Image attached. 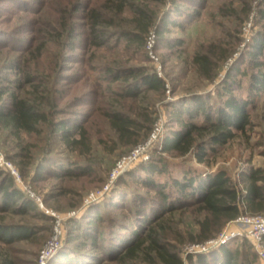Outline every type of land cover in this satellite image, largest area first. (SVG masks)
Masks as SVG:
<instances>
[{"label": "rangeland", "instance_id": "1", "mask_svg": "<svg viewBox=\"0 0 264 264\" xmlns=\"http://www.w3.org/2000/svg\"><path fill=\"white\" fill-rule=\"evenodd\" d=\"M263 2L0 0V82L41 107L50 121L33 131L0 122V152L20 179L0 166V188L12 181V189L22 195L15 204L0 195V226L31 232L26 239L0 233V264H42V252L56 231L45 264H163L152 252L154 239L175 249L185 264H194L198 254L209 258L224 245L241 247L246 235L215 242L231 222L201 239L205 213L199 205L191 200L164 209L155 189L143 184L142 168L151 162L166 168L160 182L187 169L198 174L226 170L242 188V173L264 167V93L251 82L254 74L264 72V51L258 65L247 61L254 39L264 37ZM166 16L177 24L164 23ZM147 23L145 43L134 42L133 32L141 33L140 25ZM197 55L210 58L212 78L202 75ZM237 68L248 72L234 76L233 91L250 102L246 130L216 147L203 163L193 149L164 152V140L183 126L176 108L196 96L213 107L220 104L224 99L218 91ZM131 70L158 74L164 88L137 85L134 78L128 80ZM10 102L6 95L0 108ZM114 113L136 120L127 136L116 132ZM58 121L85 130L79 145L62 140L52 125ZM202 121V116L193 119ZM139 146L140 154L129 161ZM25 201L30 208L21 205ZM97 213L102 217L94 223ZM246 215L258 214L240 217ZM74 222L81 224L74 229L77 236L72 235Z\"/></svg>", "mask_w": 264, "mask_h": 264}, {"label": "trees", "instance_id": "2", "mask_svg": "<svg viewBox=\"0 0 264 264\" xmlns=\"http://www.w3.org/2000/svg\"><path fill=\"white\" fill-rule=\"evenodd\" d=\"M264 3V2H263ZM264 5V4H263ZM260 15L264 20V8L261 9ZM176 25L177 22L166 16L164 23ZM148 23L140 25L141 33L133 32L132 40L136 43H145L143 32L149 29ZM167 28V26H164ZM158 33L160 30L158 29ZM143 35V36H142ZM264 51V37L258 36L252 43L249 50L248 64L258 65V58ZM195 63L202 66V75L212 78L214 69L208 55H197ZM248 67V66H246ZM260 67V65H259ZM258 67V68H259ZM260 67L259 69H261ZM240 72L247 75L245 69L230 70L222 84V89L218 91L223 102L215 107L202 96L193 97L190 101L185 100L186 107L176 108L175 117L183 126L181 129L164 140L163 151H181L183 154L192 149L195 150L198 161L203 163L209 153H215L216 147L223 146L235 138L237 132H243L250 124V113L248 100L238 99L233 91L235 86V75ZM128 80L134 78L137 85H141L148 90H162L164 81L156 73H143L138 70H131L127 76ZM139 77V79H137ZM1 79V78H0ZM252 85L255 91L264 93V72L260 70L252 76ZM0 82V103L6 95L10 97V105L0 108V122H7L6 125H13L16 129L33 131L40 122H50L46 112L39 106H33L27 100L19 98L10 89L3 86ZM184 104V105H185ZM186 114V116H184ZM202 116V123H194L193 119ZM182 117V118H181ZM112 124L116 132L125 137L129 134L130 129L137 122L136 120L120 113L111 115ZM53 128L57 134L61 135L64 142L77 146L81 143L85 130L78 125L68 124L62 121L53 123ZM80 134V139L73 138ZM78 168H83L90 173V167H84L81 164ZM43 169V167L41 168ZM166 168L158 166L151 162L142 168L145 175L143 184L152 187L159 194L158 201L164 209L171 210L183 204H190L191 200L199 205L200 211L205 213L201 224V239L210 237L218 232L225 224L234 221L244 213L261 214L264 213V167L249 168L241 174L243 187L239 188L233 182L232 177L226 170H218L215 173L203 174L187 169L170 174L171 178L166 182H160L158 177L166 173ZM85 172V171H84ZM42 176V175H40ZM8 188L0 189V195L6 199L22 200L19 190L12 189L14 186L9 181ZM190 198V199H189ZM22 206L30 208V203L25 201ZM94 223L100 220L102 216L98 213L94 216ZM92 223L93 226H97ZM81 224L74 222L72 224V235L80 233L74 229H80ZM2 236L28 238L31 232L26 227L0 226ZM138 238V237H137ZM81 242L82 240H78ZM242 248L240 246L230 247L224 245L212 252L207 258L202 254L195 257L194 264H261L259 256L248 239H242ZM141 241L139 242V247ZM151 247L152 252L163 264H185L183 258L175 249L167 248L161 241L153 240ZM131 249V248H130ZM129 250V249H128ZM193 261V257L190 256Z\"/></svg>", "mask_w": 264, "mask_h": 264}, {"label": "built area", "instance_id": "3", "mask_svg": "<svg viewBox=\"0 0 264 264\" xmlns=\"http://www.w3.org/2000/svg\"><path fill=\"white\" fill-rule=\"evenodd\" d=\"M142 150V146L137 147L132 153L131 156L127 157L129 161H132L140 154ZM125 160L121 161L117 168L113 171L112 176H116L119 172L120 167H122V163L124 164ZM0 166L5 167L11 171L13 176L17 178L19 181V173L14 168L13 164L6 160L4 155L0 152ZM58 235V231L55 232L54 238H52L45 246V249L41 255V263L45 264V260L49 258L52 249L54 248V241ZM246 235L247 238L253 244L254 249L256 250L261 264H264V213L258 215H246L242 216L234 221H231L227 230H225L220 238L215 240L216 243L227 242L228 240L234 237H240Z\"/></svg>", "mask_w": 264, "mask_h": 264}]
</instances>
